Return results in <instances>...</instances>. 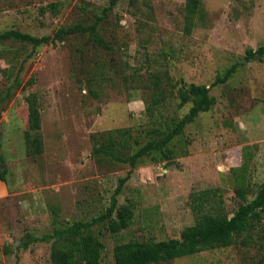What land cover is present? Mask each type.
Instances as JSON below:
<instances>
[{
    "label": "rangeland",
    "instance_id": "374dc122",
    "mask_svg": "<svg viewBox=\"0 0 264 264\" xmlns=\"http://www.w3.org/2000/svg\"><path fill=\"white\" fill-rule=\"evenodd\" d=\"M184 1L119 0L104 15L109 0H0V32L18 29L40 37L100 16V33L111 46L106 50L73 35L36 48L15 42L14 67L6 60H15V52L0 48L6 50L0 68L8 70L0 72V168L10 188L37 190L47 204L44 217L22 222L16 197L2 201L0 223L15 227L16 251L0 246V264H52L51 241H29L26 248L22 242L51 233L54 219L71 223L104 213L126 175L117 204H131L132 221L117 233L104 223L94 226L104 244L100 264H115L118 243L178 238L195 222L191 196L201 190L216 189L231 214L243 202L232 169L244 161L246 199L255 197L264 183V61L243 57L264 44V0H202L204 16L190 34L183 32ZM52 2L58 12H42ZM234 63L227 81L214 84ZM157 70L168 74L174 90L205 84L215 104L173 140L169 162L144 157L131 167L98 161L94 144L107 131L130 128L138 141L134 151L155 138L153 128L164 129L188 111L190 104L178 107L171 96L158 107L157 119L148 116L144 83ZM255 238L248 246L204 250L164 264H257L263 252Z\"/></svg>",
    "mask_w": 264,
    "mask_h": 264
},
{
    "label": "trees",
    "instance_id": "16d2710c",
    "mask_svg": "<svg viewBox=\"0 0 264 264\" xmlns=\"http://www.w3.org/2000/svg\"><path fill=\"white\" fill-rule=\"evenodd\" d=\"M119 0H109L103 9L104 15L114 7ZM42 12L50 10L58 12L56 2L49 3L41 8ZM202 0H185L183 7V32L190 34L196 21L204 16ZM102 17H97L92 23L77 22L73 25L62 26L52 35L35 36L18 29H7L0 32V48L9 46L7 51H13L11 57L15 60H6L11 66L18 62V50L10 44L20 42L31 44L33 48L44 44L61 41L69 35L86 36V42L106 50L111 49L99 30ZM6 51V50H0ZM82 51V50H81ZM3 53V52H2ZM1 55V54H0ZM245 62L251 60L264 61V44L257 48H248L243 57ZM15 61V62H14ZM237 63L215 78L214 84L224 83L234 73ZM0 68V72H1ZM8 71L2 69V72ZM9 74V73H8ZM17 76L13 84L17 83ZM166 72L152 71L144 83L150 94V101L146 102V113L152 119H157V109L171 96L178 99V107L190 104L188 111L180 118H172L164 129L153 128L155 138L133 151V144H138L131 134L130 128H115L100 135L102 141L94 144L93 154L98 161H120L135 167L144 157H149L155 163L173 158L170 145L180 136L184 127L193 122L202 112L209 111L215 104V97L210 94V88L205 84H180L174 90L175 84L168 81ZM145 80V81H146ZM143 100V99H142ZM28 151L32 144L31 135L25 133ZM38 139V138H36ZM133 139V140H132ZM37 148L41 147V140H37ZM243 146L242 149H247ZM187 154L182 150L181 156ZM247 163L232 171L234 174L237 196L243 200L235 211L229 214L223 201L217 197L216 189H205L191 196L195 211V222L181 230L178 238L164 240L138 241L130 240L115 245L113 255L115 264H164L175 258L189 256L204 250L222 248L240 243L248 246L258 237L263 254L257 264H264V183H262L254 198L246 199L248 182L244 172ZM5 169L0 168V179H5ZM127 175L117 184L111 195L110 204L105 212L88 220H76L71 223H62L53 220L54 227L51 233L40 237L30 236L28 241L22 242L27 247L30 242L51 241L50 259L52 264H100L101 252L104 244L100 239V231L94 226L104 223V227L111 233H117L127 228L133 217L131 204H117V195L120 193ZM55 214V209L52 210Z\"/></svg>",
    "mask_w": 264,
    "mask_h": 264
},
{
    "label": "crops",
    "instance_id": "0c3cea01",
    "mask_svg": "<svg viewBox=\"0 0 264 264\" xmlns=\"http://www.w3.org/2000/svg\"><path fill=\"white\" fill-rule=\"evenodd\" d=\"M16 197L18 202V212L22 218V222L30 221L35 218L44 217L47 214V204L43 195L37 190L23 189L17 190L16 187L10 188L7 180L0 179V208L2 201L8 197ZM14 224H20L14 220ZM15 227L10 226L7 229V224L0 223V246L7 250V245L10 246V251H16V242L13 241V231Z\"/></svg>",
    "mask_w": 264,
    "mask_h": 264
},
{
    "label": "water",
    "instance_id": "95a60500",
    "mask_svg": "<svg viewBox=\"0 0 264 264\" xmlns=\"http://www.w3.org/2000/svg\"><path fill=\"white\" fill-rule=\"evenodd\" d=\"M0 255H1V253H0ZM0 259H1V256H0Z\"/></svg>",
    "mask_w": 264,
    "mask_h": 264
}]
</instances>
